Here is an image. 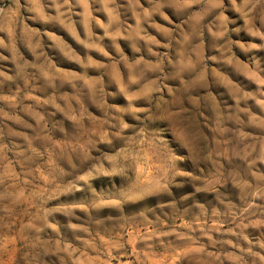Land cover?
Returning <instances> with one entry per match:
<instances>
[{
	"label": "rangeland",
	"instance_id": "obj_1",
	"mask_svg": "<svg viewBox=\"0 0 264 264\" xmlns=\"http://www.w3.org/2000/svg\"><path fill=\"white\" fill-rule=\"evenodd\" d=\"M0 264H264V0H0Z\"/></svg>",
	"mask_w": 264,
	"mask_h": 264
}]
</instances>
